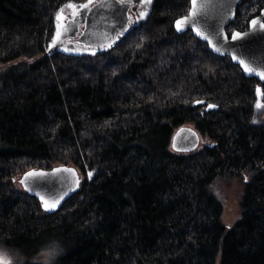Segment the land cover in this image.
I'll list each match as a JSON object with an SVG mask.
<instances>
[{"label": "trees", "instance_id": "obj_1", "mask_svg": "<svg viewBox=\"0 0 264 264\" xmlns=\"http://www.w3.org/2000/svg\"><path fill=\"white\" fill-rule=\"evenodd\" d=\"M66 1L0 0V247L19 264H264L259 81L175 29L191 0H151L105 51L50 55ZM263 7L244 0L228 32ZM187 124L212 142L174 151ZM57 164L84 180L47 213L17 177ZM235 178L240 216L229 226L214 187Z\"/></svg>", "mask_w": 264, "mask_h": 264}, {"label": "water", "instance_id": "obj_2", "mask_svg": "<svg viewBox=\"0 0 264 264\" xmlns=\"http://www.w3.org/2000/svg\"><path fill=\"white\" fill-rule=\"evenodd\" d=\"M131 1L135 4L132 5ZM243 1L197 0V15L195 17L189 15L192 6L190 1L188 13L178 17L174 26L179 33L192 31L197 38L208 44L212 52L220 56H229L235 64L241 67L247 77L256 78L259 81L255 90L257 98L255 105H257L264 98V76L260 75L264 73V29L259 27V23L253 29L250 26V21L258 19L259 22H264V7L249 20L247 29H234L229 33L228 26L236 20L238 8ZM86 2L87 0L81 3H70L76 4L79 8ZM141 2L142 0H94L87 10L79 8V15L62 23V31L59 37L57 32H60V25L56 22L58 19V15H56L55 34L48 46V53L52 55L61 51L77 56L95 54L113 47L127 35L133 25L139 24L148 15V13L144 16L140 15L141 13L137 8ZM131 10L136 13L137 22H134ZM185 16L189 17L188 23L178 29L177 20ZM193 22L204 33L203 36L198 35L194 30H190L189 26ZM80 25H83L81 30ZM79 31L81 33L76 36ZM235 32L246 35L237 40H232L231 35ZM65 39L70 40L64 43ZM109 45L111 46L109 47ZM241 60L248 65L251 71L245 70L244 64L240 63ZM198 101L202 104L206 103L205 100ZM198 101L195 103L198 104ZM209 105L213 107H209ZM209 105L208 109L216 108V105ZM201 141L202 135L194 126L184 125L175 131L171 147L176 152L189 153L198 150ZM30 172L44 173L45 175L26 178V174ZM19 181L20 183L24 181L21 183L22 188L29 194L36 196L47 213H54L60 209L65 201L79 190L82 183L78 169L69 164H58L52 168L29 169L21 175ZM25 184H27V188ZM41 197H44L49 203H58H56L55 208L45 209Z\"/></svg>", "mask_w": 264, "mask_h": 264}, {"label": "rangeland", "instance_id": "obj_3", "mask_svg": "<svg viewBox=\"0 0 264 264\" xmlns=\"http://www.w3.org/2000/svg\"><path fill=\"white\" fill-rule=\"evenodd\" d=\"M70 2L72 1L71 0L66 1L64 4H62L57 9L54 16L58 15L60 13V9L62 8L64 9V11H67L68 9L71 10L70 8L67 7V5ZM149 10H151L150 7L147 9V11L149 12ZM82 28H83V25H80V30ZM234 29H237V28L231 29L230 32H232ZM80 33L81 31L76 33V36H78ZM54 34H55V31H54ZM5 67H6L5 64H0V69H4ZM258 105L260 106L258 107ZM255 108H256L255 109V121L256 123H260L264 119V103L257 104ZM187 125L194 126V124H187ZM201 135H202V141H201V145L199 149H202L204 146L212 142V140L209 137L204 136L203 134ZM19 178L20 176L17 177V185L18 187L22 188ZM81 179L82 181L84 180L82 176H81ZM242 188H243V182L241 179H238V178L222 179L218 181V183L214 187L215 193L222 199L224 203L225 211H224L223 220L229 226L232 225L235 222V220H237V218L240 216V198H241L242 191H243ZM0 260L6 261L7 264H19L20 262V258L15 252L10 251L9 249L4 248V247H0Z\"/></svg>", "mask_w": 264, "mask_h": 264}, {"label": "snow or ice", "instance_id": "obj_4", "mask_svg": "<svg viewBox=\"0 0 264 264\" xmlns=\"http://www.w3.org/2000/svg\"><path fill=\"white\" fill-rule=\"evenodd\" d=\"M94 2V0H87L86 3L82 4L79 6V8H83L85 10H87L89 8V5H92ZM143 2L145 3H151V0H143ZM191 9L189 11V15L192 16V17H195L197 15V0H191ZM100 6H104V5H100ZM68 8L72 9V14L73 16L75 17L78 13H79V8L76 4H72V3H69L67 5ZM63 12H64V9L62 8L60 10V13L58 14V19H61L63 20L64 19V16H63ZM141 16H144V15H147V13H141L140 14ZM188 20H189V17L188 16H185L183 17L182 19L180 20H177L176 22V26L177 28H181L183 25L187 24L188 23ZM259 23V27L261 29H264V22H259L258 19H252L250 21V26L255 29L257 24ZM190 30H194L198 35H201L203 36L204 33L201 32L200 28L196 27L195 26V23L193 22L190 26ZM60 32L58 31L57 32V36L59 37L60 36ZM243 35H246V34H242L241 32H235L231 35V39L232 40H237L238 38H242ZM205 39H207V37H205ZM210 42V41H209ZM111 45H109L110 47ZM213 47H215V45H213ZM218 51V49H217ZM235 59V57H233ZM241 64H244L245 66V70L246 71H251V69L248 67L247 64H245V62L243 60L240 61ZM261 76H264V73H261L260 74ZM197 103H200L199 101ZM260 105H258L259 107ZM209 107H213L212 105H209ZM56 171H59V170H56ZM45 174L44 173H36V172H30V173H27L26 174V178L29 177V176H32V177H43ZM89 175H91V173H89ZM21 183H24V181H21ZM25 187L27 188V184H25ZM31 190V189H29ZM41 200L44 202V207L45 209H51V208H55L56 207V203H49L44 197H41ZM0 264H7L6 261H3V260H0Z\"/></svg>", "mask_w": 264, "mask_h": 264}, {"label": "flooded vegetation", "instance_id": "obj_5", "mask_svg": "<svg viewBox=\"0 0 264 264\" xmlns=\"http://www.w3.org/2000/svg\"><path fill=\"white\" fill-rule=\"evenodd\" d=\"M131 3H132V5L133 4H135V3H133V1H131ZM150 4L151 3H145V2H143V0H142V2L139 4V6H138V10H139V12L140 13H148V11H147V9L150 7ZM65 9H66V7H65ZM131 13H132V16L134 17V19L136 18V13L135 12H133L132 10H131ZM77 15H79V14H77ZM76 15V16H77ZM63 16H64V19L63 20H61V19H56V22L60 25V33H61V31H62V27H61V25H62V23H64V22H66L68 19H70V18H74V16H73V14H72V9L71 10H67V11H64L63 12ZM67 40H70V39H67ZM67 40L65 39L64 40V43H66L67 42ZM257 99V98H256ZM260 103H264V98H263V100L260 102ZM259 104V103H258ZM255 107H256V105H255Z\"/></svg>", "mask_w": 264, "mask_h": 264}]
</instances>
